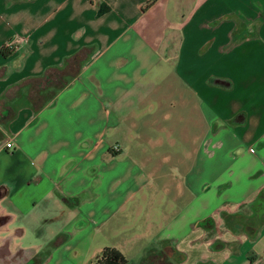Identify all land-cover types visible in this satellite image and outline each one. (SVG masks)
Returning a JSON list of instances; mask_svg holds the SVG:
<instances>
[{"label":"crops","instance_id":"crops-1","mask_svg":"<svg viewBox=\"0 0 264 264\" xmlns=\"http://www.w3.org/2000/svg\"><path fill=\"white\" fill-rule=\"evenodd\" d=\"M3 47L0 264H264V0H0Z\"/></svg>","mask_w":264,"mask_h":264},{"label":"trees","instance_id":"trees-1","mask_svg":"<svg viewBox=\"0 0 264 264\" xmlns=\"http://www.w3.org/2000/svg\"><path fill=\"white\" fill-rule=\"evenodd\" d=\"M4 56L10 54V51L6 48H1L0 51ZM123 257L114 249H105L101 253L100 259L97 261V264H124Z\"/></svg>","mask_w":264,"mask_h":264},{"label":"built area","instance_id":"built-area-1","mask_svg":"<svg viewBox=\"0 0 264 264\" xmlns=\"http://www.w3.org/2000/svg\"><path fill=\"white\" fill-rule=\"evenodd\" d=\"M5 146H6L7 148L12 147V143H11V141L7 142ZM113 150H114V151H118V150H119V147H118V146H113Z\"/></svg>","mask_w":264,"mask_h":264},{"label":"rangeland","instance_id":"rangeland-1","mask_svg":"<svg viewBox=\"0 0 264 264\" xmlns=\"http://www.w3.org/2000/svg\"><path fill=\"white\" fill-rule=\"evenodd\" d=\"M219 231H223V230H225V222L224 223H222V224H219V228H217ZM0 263H1V260H0ZM11 264H12V262H11Z\"/></svg>","mask_w":264,"mask_h":264},{"label":"flooded vegetation","instance_id":"flooded-vegetation-1","mask_svg":"<svg viewBox=\"0 0 264 264\" xmlns=\"http://www.w3.org/2000/svg\"><path fill=\"white\" fill-rule=\"evenodd\" d=\"M2 253V249H0V254Z\"/></svg>","mask_w":264,"mask_h":264}]
</instances>
